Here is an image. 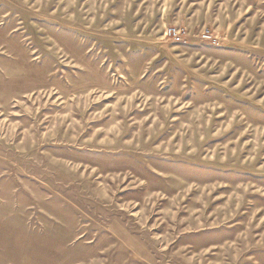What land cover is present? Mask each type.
<instances>
[{
	"label": "rangeland",
	"instance_id": "374dc122",
	"mask_svg": "<svg viewBox=\"0 0 264 264\" xmlns=\"http://www.w3.org/2000/svg\"><path fill=\"white\" fill-rule=\"evenodd\" d=\"M0 264H264V0H0Z\"/></svg>",
	"mask_w": 264,
	"mask_h": 264
},
{
	"label": "built area",
	"instance_id": "2783aa9c",
	"mask_svg": "<svg viewBox=\"0 0 264 264\" xmlns=\"http://www.w3.org/2000/svg\"><path fill=\"white\" fill-rule=\"evenodd\" d=\"M167 34H168L169 37H171L173 42L183 43L184 40H185L183 38L184 33H182L181 31L177 30L176 28H169L167 30ZM200 39L203 42H206V43H211V44H214V45L218 44V40L212 34H210L209 31H207V30L205 32L201 33Z\"/></svg>",
	"mask_w": 264,
	"mask_h": 264
}]
</instances>
